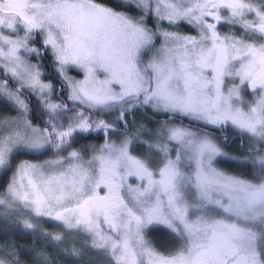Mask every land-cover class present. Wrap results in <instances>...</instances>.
<instances>
[{"label":"snow or ice","instance_id":"6c2138e0","mask_svg":"<svg viewBox=\"0 0 264 264\" xmlns=\"http://www.w3.org/2000/svg\"><path fill=\"white\" fill-rule=\"evenodd\" d=\"M0 264H264V0H0Z\"/></svg>","mask_w":264,"mask_h":264}]
</instances>
